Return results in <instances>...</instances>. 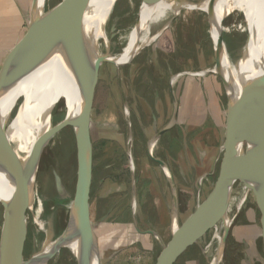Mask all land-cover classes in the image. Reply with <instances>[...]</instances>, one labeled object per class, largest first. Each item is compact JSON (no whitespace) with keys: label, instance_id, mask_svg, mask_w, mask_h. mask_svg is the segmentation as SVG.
I'll list each match as a JSON object with an SVG mask.
<instances>
[{"label":"rangeland","instance_id":"1","mask_svg":"<svg viewBox=\"0 0 264 264\" xmlns=\"http://www.w3.org/2000/svg\"><path fill=\"white\" fill-rule=\"evenodd\" d=\"M59 1L46 0L44 9H49ZM181 1L194 4L202 0ZM141 2L142 0H117L115 2L103 25L109 40L111 55L121 54L127 35L137 24ZM171 18L173 16L168 15L153 23L149 28L148 36L154 35ZM239 22H241L240 16H231L225 20V25L231 26ZM209 24L211 25V17L208 14L199 10L182 9L175 20L160 33L161 35L157 39L154 37L156 40L142 48L130 62L120 67L108 63L101 65L91 114L94 174L90 201L92 220L96 221L97 217L104 212L108 202L104 198L100 199L99 196L111 188L113 181L117 183L114 185L119 186L120 183H124V186L128 187L130 172H135L136 168L139 172L144 165L149 166L145 171L148 173L145 174L158 169L155 162L149 159L150 157L148 158L145 145L157 135L161 128L168 126L173 116V99L169 98L168 94L170 82L180 73H199L214 68L213 49L208 35ZM26 28L25 24L19 29L15 38L11 36V44L4 46H8L7 49L14 44L15 47L18 46ZM221 37L226 61L235 71L241 64L247 35L237 29H231L223 33ZM99 45H103V40L99 41ZM172 86L174 88L175 83ZM176 88L179 95L182 94L183 89V95L180 96L183 99L180 101L183 102V107L188 106L187 124L190 128L189 136L187 134L188 139L212 145L215 140L214 132L218 122L220 127L227 104L220 79L216 75L185 76L178 81ZM154 93L158 94L157 98L154 97ZM15 113L16 108L10 120L13 119ZM64 115V113L56 114L52 119V124L56 125L61 122ZM129 124L136 130L137 142L128 133ZM177 128L172 131L177 132ZM179 139L176 144L171 141L169 147L170 133H166L161 142L157 144L158 146L156 145L157 153L161 154L164 149L168 153L169 149L171 153L174 152L176 158V155L180 154L179 150L184 140L182 136ZM133 144L136 145L135 155L140 159L137 163L132 161L135 165L134 170L129 162V157H132L134 153V149L131 150ZM47 148L42 152L34 183V190L42 205L36 213V218L44 223V228L38 232L34 213L27 212L28 229L24 247V260L26 261L39 253L46 241H55L60 237L74 194L76 147L72 128L66 127L61 130L56 134L54 143ZM183 163L188 165L185 161ZM218 166L212 179L203 180L201 186L197 180L196 186L201 190L199 201L210 192L216 181ZM242 189L243 186L237 183L232 197L238 198ZM182 197L188 202L182 204L183 212L179 223L190 213L189 211L195 206V199L198 198L196 192ZM248 206L253 208L256 220H259L261 224V212L255 197L250 192L234 221L232 217L236 209L234 205L232 207L229 216L232 234L240 226L245 229L243 215ZM1 221L2 210L0 209V224ZM218 226L220 228V224ZM221 232L218 233L219 237ZM169 233L170 227L167 226L162 234L166 242L169 240ZM214 235V229L207 230L204 235L202 251H205L207 256L212 254L217 246ZM147 239L153 246L152 253L146 254L139 244L133 243L117 255L113 264H154L160 249L155 247L153 237L150 236ZM128 243H131V240ZM186 259L188 255L181 258L177 264H182ZM48 264H76V261L68 250L62 249L57 258L49 261Z\"/></svg>","mask_w":264,"mask_h":264},{"label":"water","instance_id":"2","mask_svg":"<svg viewBox=\"0 0 264 264\" xmlns=\"http://www.w3.org/2000/svg\"><path fill=\"white\" fill-rule=\"evenodd\" d=\"M173 1L188 4L186 1ZM89 3L90 0H60L45 10V3L43 8L40 9L36 5V0H32L26 32L0 70V99L10 91V88L18 80L48 61L59 47H62V59L67 68L72 67L81 57L88 70L86 85L77 115L73 118H66L56 125H53L51 120V128L42 138V141H44L48 137L58 134L64 128L71 127L76 147V177L73 199L70 204L72 213L71 234L68 237L62 235L56 240L54 248L46 255V264L49 263L54 254L70 242H75L77 246L76 255H73L76 264H87L90 237L94 240L98 264H101L90 216L93 173L91 114L94 93L102 64L108 63L115 67L123 66L130 62L142 48L146 47L138 49L137 53L123 64H116L108 56H96L84 27L86 9ZM182 9L188 10V8ZM177 15L173 16L168 26L175 20ZM57 26L62 31L61 43L56 39L47 38L48 33ZM208 35L213 49L214 68L202 71L205 72V75L200 77L216 75L222 83L227 98L224 139L220 149L221 158L216 181L213 183L210 192L201 201H198L194 210L183 221L179 223L176 210L172 211L170 237L167 242H162L156 233L148 232L161 245L154 264H175L191 245L196 244L204 237L207 230L217 229V226L223 222L226 225L214 251V256L219 255V264H222L225 242L231 225L228 208L237 183L246 188L248 193L251 192L256 199L262 215L261 233L264 240V65L258 74L251 73L248 75L249 77H244L240 88L237 90L238 92L234 91L220 73L223 68L222 53L224 51L222 37L216 28L210 24ZM199 73H180L170 82V86L183 75L197 76ZM173 103L175 108L173 118L164 130L174 125L175 98H173ZM15 108L16 104L14 102L11 104L5 118L0 114V173L4 174L12 185L9 197L0 199V209L2 210L0 243L5 237L8 250L6 256H4L0 249V264H30L33 259L32 257L28 261L24 260V247L28 229L27 212L29 193L35 183L40 158L44 150L41 141L36 147L33 160L22 170L21 178L16 180L14 154L8 138V125ZM163 131L157 133L149 141L148 155L152 161L167 171L174 194V184L167 167L149 152L150 143L153 140L156 143ZM129 162L133 167L131 156ZM202 179L203 177L199 179V185ZM174 223L176 224L175 230L173 228ZM208 264H210V260H208Z\"/></svg>","mask_w":264,"mask_h":264},{"label":"bare ground","instance_id":"3","mask_svg":"<svg viewBox=\"0 0 264 264\" xmlns=\"http://www.w3.org/2000/svg\"><path fill=\"white\" fill-rule=\"evenodd\" d=\"M116 1L90 0L86 9L84 27L96 56H108L116 64L128 62L138 49L148 46L154 37L159 36L170 21L163 24L154 35L148 36L149 28L153 23L166 18L168 15L178 14L182 8H188L208 14L211 17V26L216 28L220 35L229 32L231 29L246 33L247 40L239 69L232 70L226 61L224 51L222 53L223 68L220 73L234 91L240 88L244 77L246 78L251 73L258 74L264 65V0H202L194 4L179 3L173 0H142L138 12V21L136 20L137 24L127 35L121 54L111 55L109 53V40L103 25ZM44 3L45 0H36V5L40 9L43 8ZM213 12H215L214 15ZM231 16H240L241 22L231 26L225 25V20ZM48 37L61 43V28L59 26L53 28L48 33ZM100 40H103V45H99ZM202 75H205V72L197 74V76ZM87 76L88 70L83 59L78 58L72 67L67 68L62 59V47H59L48 61L18 80L10 88V91L0 99V114L3 118L6 117L11 104L14 102L16 104L15 116L8 125V138L14 154L16 180L21 178L22 170L33 160L38 143L42 141V138L51 128L50 121L53 117L58 113H64L63 120H65L77 115ZM55 136H50L41 142L44 149L54 143ZM154 141L150 143L149 147L151 154L154 152ZM12 177L14 176L12 175ZM33 185L29 193L28 212L34 213L35 224L39 232L43 230L44 223L37 220L36 213L42 205H40V199ZM11 191L10 180L0 173V199L9 197ZM247 194V189L243 188L238 198H231L230 204L233 203L235 209H239ZM231 205L228 208V214L232 211ZM71 224L72 213L71 206H69L68 216L60 236L67 235L66 237H68L71 234ZM225 225L222 222L219 230L222 231ZM173 228L176 229L175 223ZM216 237L218 240V233ZM55 244L56 240L46 241L43 249L33 256L30 264H46V255L51 252ZM76 248V243L70 242L63 249L68 250L73 256L76 255ZM0 249L2 254L6 256L8 250L5 237L0 243ZM59 253L60 251L54 254L50 261L57 258ZM209 258L211 264H219V255L214 256L213 252L209 254ZM87 264H98L92 237L88 243Z\"/></svg>","mask_w":264,"mask_h":264},{"label":"crops","instance_id":"4","mask_svg":"<svg viewBox=\"0 0 264 264\" xmlns=\"http://www.w3.org/2000/svg\"><path fill=\"white\" fill-rule=\"evenodd\" d=\"M31 5L32 0H0V70L15 47L14 44L7 49L8 46L4 45H10L11 36L15 38L14 36L19 33V29L25 24L27 26ZM185 76L188 75H183L175 80L174 88L173 86H169V98H175L176 100L175 122L169 129L164 130L166 127H163L158 131L159 133L164 130L156 141L153 152V156L162 161L167 167L174 184L175 193L173 194L169 175L157 163L155 164L158 169L156 171L153 169L154 172H151L152 174H145L148 173L145 171L149 168L146 165L139 172L137 168L135 172H130L128 187L124 186V183H120L119 186L114 185L117 183L113 181L111 188L99 196L100 199L104 198L108 202L104 212L97 217L96 221L92 220L91 217L101 264H113L117 255L122 250L132 246L131 244L133 243L139 244L146 254L152 253L153 246L149 244L147 238L153 236L148 233L149 231L156 233L162 242H166L162 234H164L165 227H170L172 211L176 210L179 221L183 212L182 204L188 202L182 196L188 195V193H197L198 198L195 199V206L189 211L191 213L200 200L201 190L196 186L197 180L201 177L205 178L204 180L212 179V173L217 169L221 158L220 149L224 139L225 111L220 122V127L218 122L214 132L215 140L212 145H207L198 140L191 141L190 138L189 141L187 137V134L188 136L190 134V128H188L187 124L188 106L183 107V102L181 103L180 101V99H183V97H180L183 95V89L181 90V95H179V91H176L178 81ZM154 97L157 98L158 94L154 93ZM182 125L184 126L183 128L181 127ZM176 127H178L177 132H173L172 129ZM128 130L130 137L136 141L134 126L129 124ZM166 133H170L169 147L171 146V141L176 144L181 136L184 139L179 150L180 154L178 153L176 158L174 152L171 153L169 149L168 153L164 148L163 152L162 150L160 151L162 152L161 154L157 153V144L161 142ZM149 141L145 145L148 158ZM135 147L136 145L134 146L133 144L131 150ZM132 161L135 163L140 161L135 155V149ZM184 161L188 165H184ZM134 166L132 167L133 170L135 169ZM93 184L94 174L92 173L91 193ZM125 195H127V198H125ZM233 205L232 203L231 209ZM239 210L240 208L235 210L232 217L233 221L238 216ZM253 211V208L248 206L244 212L243 227L245 229L240 226L237 230H234L233 234L232 230H229L225 242L222 264H264V240L261 233V224H259V220H256ZM230 214L231 212H229V216ZM153 239L155 240V247L161 249L159 241L154 237ZM129 240H131V243H128ZM203 242L204 237L196 244L191 245L178 261L188 255V259L182 264H208L209 255L207 256L205 251H202ZM139 245L137 246L139 247Z\"/></svg>","mask_w":264,"mask_h":264},{"label":"built area","instance_id":"5","mask_svg":"<svg viewBox=\"0 0 264 264\" xmlns=\"http://www.w3.org/2000/svg\"><path fill=\"white\" fill-rule=\"evenodd\" d=\"M204 179H205V178L202 179V181H201V183H200V186H201V184H202V182H203ZM214 230H215L214 239L217 240L216 234H217V233H220L221 231L219 230V226H217V229L215 228ZM219 231H220V232H219ZM217 241H218V240H217ZM210 264H211V259H210Z\"/></svg>","mask_w":264,"mask_h":264}]
</instances>
